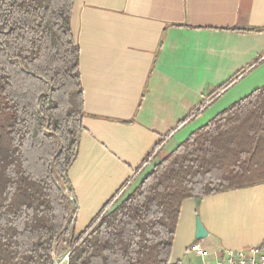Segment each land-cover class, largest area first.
I'll return each mask as SVG.
<instances>
[{
  "label": "trees",
  "instance_id": "trees-1",
  "mask_svg": "<svg viewBox=\"0 0 264 264\" xmlns=\"http://www.w3.org/2000/svg\"><path fill=\"white\" fill-rule=\"evenodd\" d=\"M72 3L0 0V264H181L169 256L184 200L264 184V85L148 164L78 232L67 186L84 118Z\"/></svg>",
  "mask_w": 264,
  "mask_h": 264
},
{
  "label": "crops",
  "instance_id": "crops-1",
  "mask_svg": "<svg viewBox=\"0 0 264 264\" xmlns=\"http://www.w3.org/2000/svg\"><path fill=\"white\" fill-rule=\"evenodd\" d=\"M70 27L84 118L69 171L98 195L97 211L148 157L264 85V0H73ZM263 240L261 184L184 200L169 260L216 264ZM193 243L208 256L190 253Z\"/></svg>",
  "mask_w": 264,
  "mask_h": 264
},
{
  "label": "rangeland",
  "instance_id": "rangeland-1",
  "mask_svg": "<svg viewBox=\"0 0 264 264\" xmlns=\"http://www.w3.org/2000/svg\"><path fill=\"white\" fill-rule=\"evenodd\" d=\"M159 155L152 157L150 160V164L154 161L160 160L166 152L158 153ZM148 168V165L139 170L133 178H136L134 183H137L138 180L142 177L145 170ZM67 186L72 194H74V198L76 200V205L78 207L77 216H76V231H82L92 220L97 216L99 211H97V201H93L98 195L91 191V186H85L79 180L76 181L74 171H69L67 176ZM132 187V186H131ZM103 188V187H102ZM105 188V187H104ZM123 189V187H122ZM121 189V190H122ZM119 191L116 195L118 198L122 195L123 191ZM66 257L63 256L60 260L57 261L56 264H65Z\"/></svg>",
  "mask_w": 264,
  "mask_h": 264
},
{
  "label": "built area",
  "instance_id": "built-area-1",
  "mask_svg": "<svg viewBox=\"0 0 264 264\" xmlns=\"http://www.w3.org/2000/svg\"><path fill=\"white\" fill-rule=\"evenodd\" d=\"M150 158L148 157L140 170L146 167ZM128 184H126L121 191H123ZM189 252L201 258L208 256V252L200 248L197 243H193V245L190 246ZM216 264H264V240L258 245L238 250H225L217 259Z\"/></svg>",
  "mask_w": 264,
  "mask_h": 264
},
{
  "label": "water",
  "instance_id": "water-1",
  "mask_svg": "<svg viewBox=\"0 0 264 264\" xmlns=\"http://www.w3.org/2000/svg\"><path fill=\"white\" fill-rule=\"evenodd\" d=\"M200 200H196L197 204ZM207 236L206 231L204 230V227L201 225L200 221H196V229H195V239L196 240H202Z\"/></svg>",
  "mask_w": 264,
  "mask_h": 264
}]
</instances>
